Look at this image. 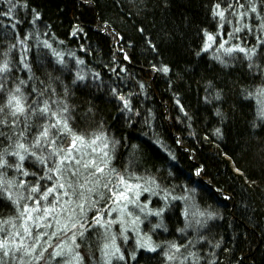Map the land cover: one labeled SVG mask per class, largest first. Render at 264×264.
Listing matches in <instances>:
<instances>
[{
	"label": "trees",
	"instance_id": "1",
	"mask_svg": "<svg viewBox=\"0 0 264 264\" xmlns=\"http://www.w3.org/2000/svg\"><path fill=\"white\" fill-rule=\"evenodd\" d=\"M251 3L256 13L250 11ZM214 11H224V19ZM235 27L240 29L236 38ZM218 32L234 40L237 49L245 48L251 60L233 45L226 47L233 49L228 59L204 51L205 33ZM5 61L11 71L0 73V103L24 80L20 86L27 106L36 108L38 101L42 107L48 101L60 116L29 113L28 128L17 122L15 129L0 126V132L23 130L22 142L30 147L47 126L49 137L40 146L51 148L48 141L53 139L66 146L71 140L67 130L62 124L51 127L62 117L88 140L104 134L94 147L113 156L105 168V178L112 181L109 189L117 173L125 179L140 177L129 183H145L148 175L168 193L162 217L167 231L162 227L150 233L156 251L122 246L125 261L118 264H179L187 250L181 248L170 261L169 244L195 242L198 232L206 237L192 249L198 264H264V103L253 98L264 87V0H0V65ZM163 67L169 71L164 73ZM247 70H256L258 80L248 81ZM42 89L46 91L40 95ZM0 141L2 149L8 141L2 136ZM24 166L30 173L19 176L25 186L42 189V165L28 158ZM3 172L6 179L13 178L10 168ZM105 182L102 178L101 184ZM108 188H99L104 198L95 200V211L83 220V246L103 240L92 224L111 203ZM18 207L0 193V237ZM209 212L214 218L198 227L195 221L204 218L199 214ZM188 222L191 227L182 235L178 229ZM95 249L89 245L94 255Z\"/></svg>",
	"mask_w": 264,
	"mask_h": 264
},
{
	"label": "snow or ice",
	"instance_id": "2",
	"mask_svg": "<svg viewBox=\"0 0 264 264\" xmlns=\"http://www.w3.org/2000/svg\"><path fill=\"white\" fill-rule=\"evenodd\" d=\"M86 3L90 2V0H85ZM26 6V5H25ZM15 5H11L8 9L9 13L13 11V8ZM231 7V5H229ZM243 7V5H241ZM220 5H216V9H219ZM250 11L253 13L257 12V7L255 3L250 4ZM36 18H39V14L35 13V10H33ZM214 16L218 15L221 20L224 19V11H214ZM243 15V14H241ZM236 32H239L240 29H235ZM75 34V33H73ZM207 37V42L204 45V51H207L210 47V43L214 40V37L208 33H205ZM47 47H51V45H48L47 42H45ZM220 48H224L223 44H220ZM240 52L245 53L247 58L251 60V55H248V51L245 48H239ZM233 49L228 48L225 49L226 53H231ZM199 55V53H197ZM255 54V50H253V53ZM128 57L125 56V59ZM216 59H220L219 57H216ZM63 61L61 60V63ZM221 63H223V60H220ZM77 63H83V61H77ZM249 67L251 68L252 65L250 64ZM25 68H28L29 71L31 69L28 67L27 64H25ZM164 73H167L169 69L167 67H163L161 69ZM11 71L9 64L7 61H5L2 65H0V73H8ZM32 77H29L31 79ZM79 79L83 80V76H79ZM43 83V82H41ZM25 85L24 80H20L19 84L15 87L14 90H10L6 93V98L3 103H0V126H3L5 128L9 129H15V126L17 122L24 123V127L28 128L29 125L26 123L27 116L30 114L36 115L37 113L40 114V116H48L51 114L53 117L60 116L59 112L52 111L50 108V105L48 101L43 102V106H39L38 101H34V103L37 104L36 108H29L27 106L24 94L22 92L21 86ZM4 91V84L0 83V92ZM32 91L35 92L36 88H32ZM44 91L46 89H42L40 91V95L44 94ZM54 91V89H53ZM219 98V97H217ZM121 99H123L121 97ZM125 107H127V101H125ZM64 111L67 112V108H64ZM217 115H220L219 112H217ZM21 117L24 118V120H21ZM58 124H62L63 128L67 130V133L71 136L70 144L71 148L65 149L63 147H60L57 144V141L55 139L48 141V143L51 145V151L50 156L52 157H59V162L55 163L53 168H49V172H55L57 173V186L59 189H64L63 195L72 197H76L77 200L76 208H78L81 212V214L84 213L85 205L88 204V202L91 200V197L93 194H98L101 199L104 198V194L97 193L96 190L100 187L108 188V185L112 183L111 180L106 179V182L101 184V176H104L105 174V168L109 167L110 164V158L108 156V152H103V155L99 162H97L96 159H88L83 160V156L85 153L81 152V156L79 158L73 157L72 155V149H75L77 144L81 146V148L84 147H91L92 152H96V148L94 147L97 144V141L101 140L104 137V134L101 132L99 135H94L92 139L88 140L83 135H78L72 131V129L69 127L66 120H64L62 117L56 121V124H52V128H56ZM217 134L220 133V130L217 129ZM61 135H64L63 132L60 133ZM0 136L4 138V140L8 141L7 145L0 149V169H13L14 171L21 173L23 176L27 177L30 173L28 170H26L24 166V162L28 158H33L35 162H38L41 165H46V160L48 157L43 156L42 154H38V150L40 149L41 143L49 137V128L47 126L43 127V131L40 132L39 137H36L33 139L30 147H26L25 143L22 142L26 139L24 131L21 130L19 132H14L12 135H9L6 132H0ZM15 137V139H14ZM2 143V141H0ZM104 148L108 147L107 142L103 145ZM61 153H64V155H61ZM11 156L14 159L9 160L8 157ZM75 159V163L77 165H81L85 169H88L91 167L92 171L89 172V177H95V180H91L88 177L85 178L86 184H94V187H89L85 189L84 184H79L78 182L71 179V177H76L78 175L79 169L73 171L72 167L69 165L67 168V171L69 173L70 179L65 180L64 182H60V180L63 179V173L65 171L64 164L65 161H71ZM109 172H115V169L109 168ZM32 175H36V173H31ZM100 174V175H97ZM199 175V172L197 173ZM43 179L44 177H40ZM48 179H51V176L47 177ZM140 179V177H132L130 176L128 179H125L124 176L116 174V179L118 180L119 184L124 185V188L122 190L117 189L115 186H113L112 189H109L111 192V197L119 201H126L127 203H135L140 196V191H137L138 189H142V186L139 183L132 184L129 183L130 179ZM0 186L5 187L6 191L10 192V189L13 187V182L11 180H7L5 178V173L0 172ZM20 186H24V181H20ZM68 189H71V193H69ZM79 189V190H78ZM143 191H149L147 188H143ZM32 193H37L40 191V187L38 185H33L30 189ZM55 191L54 187H48L46 191L43 192L42 199L47 200L49 195ZM87 193V194H86ZM128 193H134V198L130 197ZM8 199L12 201L13 204L17 203V200H12L11 195L9 194ZM56 203H59V200L57 199ZM66 203H72V201H66ZM92 203H96V201H92ZM37 204H39V200H37ZM136 206L139 208L141 213H145L147 216H156L161 218V222L154 225L155 228H164L165 231H167L166 227L163 225V214L165 212V207H161L157 210H147L148 206L147 204H136ZM127 207V204L124 205V208ZM124 208H121V216L118 218V220H109L107 223H102L101 218L99 216L95 217L97 224L100 225V227L105 229V233L103 236V245L101 248L102 255L104 257V264H112L113 258L118 259L119 261H125V255L121 252L120 247L116 243V235L110 233L109 229L113 223H119L120 224V232L123 234L125 231H127L126 223H130L132 226V230L136 233L139 232V224L141 223V217L139 215H134L132 211H124ZM55 208L52 209L44 208V217L48 215L50 211H54ZM147 210V211H146ZM37 211V209H29L27 205L24 206L23 210L20 211L19 215L21 218H25V224L23 226V232L27 236H33V232L30 227L27 226L28 220H41L44 217H35L33 218L30 215V212ZM71 211H75L72 209ZM27 214V215H26ZM131 217L132 219L130 221H125L124 216ZM201 217H204L203 219H198L195 221L196 225L200 228L207 226V221L214 218V214L209 213H200ZM185 216L187 217V213H185ZM57 226L58 230L63 233L71 232V236L68 237V240L71 241V243H61L55 245V249L53 252L49 253V257L51 259L60 258L57 260V264H60V260H63V264H83V257L81 256L79 252V248L81 246L80 243L77 242L79 239L81 242H83L86 238L84 235V231L81 229L84 228L83 223H78L76 219L73 218V216L68 217V221L64 223L63 227H59L60 221L57 220ZM44 227H51L50 224H45ZM191 227V222H188L185 224L184 228L178 229V231L182 235H186V230ZM13 235H19V233H14ZM51 237H57L56 232H52L50 234ZM198 238L193 241V239H187L185 243L177 244L176 242H171L169 244V252L166 253L168 260H175L177 259L176 253L181 252V248H184L187 250L186 254H181L179 264H198V257L197 253L195 251H192V249L196 248L197 244H203L206 242V237L204 235L197 233ZM41 239L40 235L37 234L35 236V240L32 244L25 245L23 240L19 241L18 243H15L14 245L10 246L7 240L0 241V264H17V261H19V264H32V261L25 262L23 257H32L33 260L36 261V264H39L40 260L44 259V253L47 251V248H43L39 251L38 257L33 256V253L36 252L38 247V241ZM125 241H127L128 237H124ZM137 248H144L147 249L150 252H155L156 247L151 243V237L140 238L136 240ZM191 246V247H189ZM216 247H219V243L215 245ZM48 247H53L51 243L48 244ZM174 250V251H173ZM131 258L133 260L136 259L135 251L131 253ZM191 258V259H190Z\"/></svg>",
	"mask_w": 264,
	"mask_h": 264
},
{
	"label": "rangeland",
	"instance_id": "3",
	"mask_svg": "<svg viewBox=\"0 0 264 264\" xmlns=\"http://www.w3.org/2000/svg\"><path fill=\"white\" fill-rule=\"evenodd\" d=\"M235 29H237V27H235L232 31L234 34V38L237 37L238 32L235 31ZM106 31V29H104V32ZM103 32V31H102ZM112 34V33H111ZM214 37V40L210 43V47L208 48V50L210 51L211 54L215 53L217 55H219V57L222 56H226V58H230L225 52V49H228L226 47H230L233 45V48L235 50H238L235 46L233 42L234 40L230 39L227 35H223L221 34V32H218ZM232 38V37H231ZM116 39H114L115 41ZM220 41H223L226 44L224 45V48H217L216 46L220 44ZM206 42H207V38H206ZM119 46V45H118ZM119 48V47H118ZM120 50V48H119ZM122 55L123 58L125 57V54L123 53V51H119ZM125 61V60H124ZM234 68V67H233ZM124 69V67H123ZM122 69V70H123ZM247 74V79L248 81H254V80H258V75H257V71L255 70V72L251 73L249 72V70L246 71ZM123 74V73H121ZM228 74V73H226ZM264 82V79L261 80V82ZM258 82V81H257ZM261 82L259 83L261 85ZM94 94H97V90H93ZM261 97V98H259ZM253 98H259L257 100H261L264 103V87L262 90H258L256 92H253ZM64 145L66 146H61L65 149H69L71 148V144L70 141L68 143H65ZM50 151L51 148L46 145H43L42 147L40 146V149L38 150V154H42L45 157H48V159L46 160V165L47 167H45L44 165H42L43 167V174L44 177V182H43V186L42 189H40L39 192L37 193H32L30 191L31 188L25 186V182H24V186L21 187L20 186V181H23V179L21 177H19L20 175L24 178V176L16 171H14L13 169L11 170V174H12V179H7V180H11L13 182V187L10 189L9 191L5 190V187L0 186V193L2 194L3 197H5L7 200L9 194L12 197V200H17V203L15 204L16 206H19L17 208V210L14 211V213H12L13 215H11L9 217V230L3 232L2 236L0 237V241H4L7 240L9 245L12 246L15 243H18L19 241L23 240V242L25 243V245H29L32 244L35 240V236L37 234L40 235L41 239L37 242L38 243V247L35 253H33V256L38 257L39 255V251L42 250L43 248H47V251L44 253V259L39 261V264H57V260H59L60 258H56V259H51L49 257V253L53 252L55 249V245L57 244H61V243H71L70 240H68V237L71 236V232L68 233H63L60 232L58 230V226H57V220L60 221V225L59 227H63L64 223L68 221V217L71 215L73 216L74 219H76L78 221V223H83V220H86V216L87 214H91L92 211L94 212L95 210L93 209V203L92 201L96 200V201H101V198L98 194H93L91 197V200L88 202V204L85 205V210L84 213L81 214L80 210L78 208H76V203L75 201L77 200L76 197H72L71 195L69 196H64L63 192L64 189H59L57 186V173L55 172H49L48 169L49 168H53L55 163L59 162V157H52L50 156ZM81 152L85 153V155L83 156V160H88L90 158L92 159H96L97 162H99V160L101 159L103 152L102 149H96V152H92V149H88V150H83L81 147L79 148V145L77 144L75 149H72V155L73 157L79 158L81 156ZM61 155H64V153H61ZM109 157H113L112 155H109ZM11 159H14L13 157H11ZM41 165V164H40ZM72 167V170L75 171L77 169H79L78 175L76 177H71L72 180L78 182L79 184H84L85 185V189L89 188V187H94V184H86L85 183V178L88 177L91 180H95V177H89V172L92 171L91 167L88 169H85L82 167L81 165H77L75 163V159L71 160V161H65L64 164V173H63V179L60 180V182H64L65 180L70 179L69 177V173L67 171L68 166ZM1 170V169H0ZM4 170H1L0 172H3ZM5 173V172H3ZM100 175V174H97ZM51 176V179H48L47 177ZM147 177L144 179H147L145 183H142L141 181H134L132 184H136L139 183L143 188H147L149 189V191H143L142 189H138L137 191H140V196L139 199L135 202V203H127L126 201H119L117 202L116 200H114L113 198L111 199V203H107V206L100 212V214H98L97 216H99L101 218V222L102 223H107L109 220H118V218L121 216V208H124V205L127 204V207L124 208V211H132L134 213V215H139L141 217V223L139 224V232L136 233L132 230V226L130 223H126V228L127 231H125L123 234H121L120 232V224L117 223H113L109 229L110 233L115 234L117 239H116V243L117 245L120 247V249H122V246H126V249L129 251L131 249H137V245H136V240L140 239V238H145L147 239V237H150V233L155 231L157 228L154 227L155 224H157V220L159 217L156 216H147L145 215V213H141L139 208L136 206V204H147L148 209L147 210H157L159 209V205H165L168 203V193L165 192L164 190L161 189L159 182H157L154 177H148V175H146ZM105 177L101 176V179ZM6 178V176H5ZM35 179V178H34ZM41 179V180H43ZM143 179V180H144ZM15 182H17L15 184ZM40 182V181H39ZM19 183V184H18ZM142 183V184H141ZM35 184H38V179L35 180ZM39 186V185H38ZM115 186L117 189L122 190L124 188V185L119 184L118 180L115 179V184L113 185ZM113 186L111 188H113ZM48 187H54L55 191L53 193H51L48 197L47 200L42 199V195L43 192L46 191V189ZM99 189V188H98ZM96 190L97 193H101L104 192V190ZM109 189V188H108ZM107 189V190H108ZM79 190V189H78ZM69 193H71V189H68ZM87 194V193H86ZM110 196H111V192H109ZM128 195L130 197L134 198V193H128ZM95 196H98L97 199L95 198ZM57 199L59 200V203H56ZM37 200H39V204H37ZM11 203L12 201L9 200ZM66 201H72V203H66ZM105 202L103 201V204ZM13 204V203H12ZM157 205L153 208V205ZM14 205V204H13ZM27 205V207L29 209H37V211H32L30 212V215L35 218V217H44V208H49L52 209L53 207L55 208L54 211H50L48 213V215L46 217H44L41 220H28L27 221V226L31 228L32 232H33V236H27L24 232H23V226L25 224V218H21L19 213L20 211L23 210L24 206ZM23 206V208H22ZM72 209H74L75 211H71ZM146 210V211H147ZM27 215V214H26ZM96 216V217H97ZM86 218V219H85ZM125 221H130L132 218L128 217V216H124ZM159 223V222H158ZM45 224H50L51 227H44ZM84 224V223H83ZM92 226L98 227L99 232L101 233L102 236H104L105 233V229L100 227L99 224H97L96 219L94 220ZM86 226H84L83 229H81L82 231H84V234L86 233L85 230ZM145 228V229H144ZM159 229V228H158ZM145 231V234L142 232ZM52 232H56L57 233V237H51L50 234ZM14 233H19V235H13ZM127 236L129 238V240H132L131 245H128L127 241H125V239L122 238ZM78 243H80L81 241L78 239L77 240ZM104 240H102L101 242L93 239L91 241H89L88 243L85 242V246L81 244L80 248H79V252L81 254V256L83 257V264H87L86 263V259L91 262L90 264H104V257L102 255L101 252V248L103 245ZM51 243L53 245V247H48V244ZM89 245L93 246L94 248H96V254L94 255L93 252L89 251ZM98 249V250H97ZM144 248H140V250H143ZM87 250V254L89 253V255H85V252ZM122 252V251H121ZM23 259L25 260V262L28 261H32V264H36V261L32 259V257H23ZM122 261H119L118 259L113 258L112 260V264H118L121 263ZM17 264H19V261H17ZM60 264H63V260H60Z\"/></svg>",
	"mask_w": 264,
	"mask_h": 264
},
{
	"label": "bare ground",
	"instance_id": "4",
	"mask_svg": "<svg viewBox=\"0 0 264 264\" xmlns=\"http://www.w3.org/2000/svg\"><path fill=\"white\" fill-rule=\"evenodd\" d=\"M37 128H38V130H40V128H41V125H38L37 124ZM138 137H140V138H142V137H144L142 134H138ZM105 179V177L103 178V180Z\"/></svg>",
	"mask_w": 264,
	"mask_h": 264
}]
</instances>
